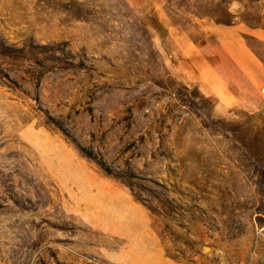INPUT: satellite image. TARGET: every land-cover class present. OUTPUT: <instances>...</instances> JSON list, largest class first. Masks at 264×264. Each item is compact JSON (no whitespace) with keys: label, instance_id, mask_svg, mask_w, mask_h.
Here are the masks:
<instances>
[{"label":"rangeland","instance_id":"1","mask_svg":"<svg viewBox=\"0 0 264 264\" xmlns=\"http://www.w3.org/2000/svg\"><path fill=\"white\" fill-rule=\"evenodd\" d=\"M157 254L264 264V0H0V264Z\"/></svg>","mask_w":264,"mask_h":264},{"label":"crops","instance_id":"2","mask_svg":"<svg viewBox=\"0 0 264 264\" xmlns=\"http://www.w3.org/2000/svg\"><path fill=\"white\" fill-rule=\"evenodd\" d=\"M252 79V78H251ZM254 79H255V81L253 82L254 83V87L256 86L257 87V85H259V83H260V80L258 79V77L257 76H254ZM209 94H213V92L212 91H209ZM129 205L131 204L130 202H127ZM131 207L132 208H137L138 207V205L136 204V203H134L133 202V204H131ZM156 257H157V260L159 261L158 263L159 264H168V260L166 259V258H164V257H162L160 254H157L156 255Z\"/></svg>","mask_w":264,"mask_h":264},{"label":"trees","instance_id":"3","mask_svg":"<svg viewBox=\"0 0 264 264\" xmlns=\"http://www.w3.org/2000/svg\"><path fill=\"white\" fill-rule=\"evenodd\" d=\"M104 172H105V173H109L107 170H104ZM136 200H137L138 202L143 203V201L139 200L138 198H136ZM143 204H144V206H145L150 212L152 211V209H151L147 204H145V203H143Z\"/></svg>","mask_w":264,"mask_h":264}]
</instances>
